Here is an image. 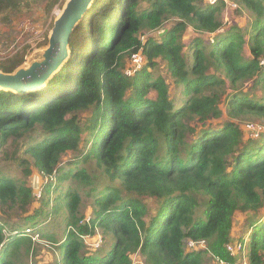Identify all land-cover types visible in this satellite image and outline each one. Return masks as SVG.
<instances>
[{"label":"trees","instance_id":"16d2710c","mask_svg":"<svg viewBox=\"0 0 264 264\" xmlns=\"http://www.w3.org/2000/svg\"><path fill=\"white\" fill-rule=\"evenodd\" d=\"M39 1L47 17L64 5ZM225 1L247 10V31L235 20L222 24ZM29 4L0 0V23ZM69 51L42 89L0 90V149L21 142L26 177L33 168L43 180L37 198L26 181L0 176V264L29 255L27 228L59 244L58 264H131L136 254L145 264H202V252H185L187 241H204L218 261L234 264L226 247L238 214L249 232L237 244L249 264H263L264 126L245 135L238 122L264 123V0H94ZM137 53L143 65L127 76L123 62L133 70ZM24 62L18 54L0 71ZM161 67L164 77L154 74ZM91 163L105 183L88 176ZM48 218L52 226L42 228ZM99 232L110 242L91 252Z\"/></svg>","mask_w":264,"mask_h":264},{"label":"rangeland","instance_id":"374dc122","mask_svg":"<svg viewBox=\"0 0 264 264\" xmlns=\"http://www.w3.org/2000/svg\"><path fill=\"white\" fill-rule=\"evenodd\" d=\"M66 0H64L65 3ZM203 5L207 4L206 0H200ZM44 6L45 1H39V0H30L29 9L24 10L21 13L10 15V23L9 24H2L0 23V55L2 56V59L7 60L10 59L16 55H24V64H28L32 61H40L42 59L43 51L48 46V38L51 32V29L53 27L54 20L58 17L60 14L62 7H55L49 17H47L44 14ZM220 20L222 21V24L224 26H227L229 23H232L233 20L237 22V26L239 29H241L243 32L247 31L251 22V17L247 10L240 6L238 3L233 1H225V6L222 9V13L220 16ZM173 22V21H172ZM172 23L169 22L165 26H170ZM165 31V28H160L157 31L154 32H147L143 35L142 39L150 36V37H159L161 34H163ZM1 59V58H0ZM1 60V61H4ZM124 71L131 70L126 69L129 60L126 59L124 62ZM131 64L133 65L132 61ZM140 65H143V58ZM134 68V66H133ZM156 76H165L166 75V69L164 67L159 68L154 73ZM167 82L169 84L170 92L172 96H175L177 98L175 101V105H180L178 97H179V90L176 89L171 80L167 79ZM252 94H255L252 93ZM154 94H152L153 96ZM220 108L223 109L224 106L220 105ZM224 110V109H223ZM225 115V116H224ZM87 115H83L81 118V122L85 121ZM226 114H223L222 120L226 119ZM238 125H240L243 133L245 135H251V130L253 129H261L264 126L263 121L255 120L253 118H247L243 122H238ZM191 126H196V128L201 127L199 123H192ZM250 128V129H248ZM24 146L21 142L14 143L12 140L8 142V144L0 149V176L15 180V181H26L27 185L32 187L35 191V193H39V186L42 184V179L38 176V174L34 171L32 168V173L29 177H26V174L24 170H29V166L26 165V167H23L20 165L22 158L24 160H28V156L24 153ZM16 151V154L14 153ZM87 173L88 176L95 179L96 184H103L107 181V179L103 176L102 171H100L94 163H91L87 167ZM119 182H115L112 185L120 188ZM83 200L88 203V199L83 197ZM87 205V204H85ZM4 212V216L11 215V210H8L6 208L2 209ZM87 212V211H86ZM85 212V209L82 208L81 213L87 214ZM6 218V217H1ZM244 215L238 214L235 217L234 220V227L232 230V243L230 244V247L238 248L237 240L240 237H243L244 239L247 238V234L249 230H247L245 226L244 221ZM52 219L48 218L41 221L40 225L43 227H51L52 225ZM37 223L34 224V227ZM60 229L63 228V226L60 225ZM28 229V228H27ZM4 231L8 232V228L4 226ZM6 232H3L5 236H8ZM59 235H62V232L59 230ZM32 241L33 246L30 250L29 255L27 257L20 256L19 262L20 264H58L59 256V250L58 246L59 244H50L47 243L44 240H40L36 232H32L31 234H28ZM97 236H99V240L102 241L100 247H106L108 243L110 242V236H102V234L99 232L97 233ZM98 240V237L96 240L90 241V244L96 243ZM98 240V242H99ZM99 247V248H100ZM98 249V248H97ZM96 249L90 248L89 251L94 252ZM86 252V251H85ZM185 252H190L187 249V246L185 244ZM197 252H202V264H222L220 263L215 256H213L209 251H207L206 246H203V250L199 249ZM21 254H23V250L20 251ZM247 249L246 246H243V249L240 251H237L234 256V264H249L248 257H247ZM18 262V264H19ZM131 264H145L144 259L142 256L136 254L131 256ZM264 264V259H263Z\"/></svg>","mask_w":264,"mask_h":264},{"label":"water","instance_id":"95a60500","mask_svg":"<svg viewBox=\"0 0 264 264\" xmlns=\"http://www.w3.org/2000/svg\"><path fill=\"white\" fill-rule=\"evenodd\" d=\"M93 1L66 0L53 22L42 59L23 64L8 74L0 71V90L26 95L42 89L70 58L69 44L73 31Z\"/></svg>","mask_w":264,"mask_h":264},{"label":"built area","instance_id":"2783aa9c","mask_svg":"<svg viewBox=\"0 0 264 264\" xmlns=\"http://www.w3.org/2000/svg\"><path fill=\"white\" fill-rule=\"evenodd\" d=\"M206 1H207V4H208V5L213 6V5L216 3L217 0H206ZM0 58H1L0 61H1V60H4V59H2V56H1V55H0ZM130 60H131L132 63H133L134 69H133V70H126V71H125V74H126L127 76L132 75V74L135 72V70H137V69L140 68V66H141L140 64H141V62H142V56H141L139 53H137V54H133V55L131 56ZM261 65L264 66V60L261 62ZM248 129H250V128H248ZM259 130H260V129H253V130H251V131H252L251 134L254 133V132H255V134H256V133H258ZM36 196H37V198H39V197H40V192H39L38 194L36 193ZM3 232H6V231L3 230ZM6 233H7V232H6ZM31 233H32L31 230H29V229H26V230H25V234H26V235L31 234ZM99 239H100V238L98 237V240H99ZM98 240H97V242L94 243V244H89V247L92 248V249H97V248H99L100 245H101V243H102V241L99 240V242H98ZM204 245H205V242H204V241H199V242L187 241V242H186L187 249H188L190 252H197V251H199V249H202V250H203V246H204ZM242 249H243V245H238V248H237V249L234 248V247H230V246H227V247H226V250H227V252L230 254L231 257H233L234 254H235L237 251H240V250H242ZM219 262L222 263L221 261H219ZM222 264H223V263H222Z\"/></svg>","mask_w":264,"mask_h":264}]
</instances>
